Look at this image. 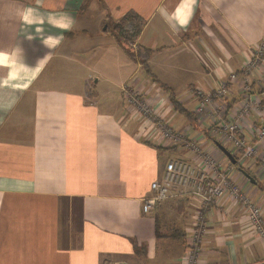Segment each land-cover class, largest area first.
Here are the masks:
<instances>
[{
    "label": "crops",
    "instance_id": "1",
    "mask_svg": "<svg viewBox=\"0 0 264 264\" xmlns=\"http://www.w3.org/2000/svg\"><path fill=\"white\" fill-rule=\"evenodd\" d=\"M263 33L264 0H0V264H186L197 202L143 205L169 160L201 161L160 141L124 86L214 159L228 163L219 146L228 150L233 180L264 217L262 147L237 164L211 134L248 97L264 103V65L247 92L241 72ZM222 81L214 121L196 115L192 88ZM257 114L244 121L248 144ZM204 219L197 264L264 259L239 203L223 197Z\"/></svg>",
    "mask_w": 264,
    "mask_h": 264
},
{
    "label": "built area",
    "instance_id": "2",
    "mask_svg": "<svg viewBox=\"0 0 264 264\" xmlns=\"http://www.w3.org/2000/svg\"><path fill=\"white\" fill-rule=\"evenodd\" d=\"M264 65V33L259 43L254 47L248 61L242 66L243 90L248 91L250 80L253 73L259 66ZM237 73H230L228 81H236ZM226 90V83L222 81L207 93H203L200 87H193L192 92L199 97L195 113L198 116L207 115L214 121L213 110ZM123 92L127 102L134 107L139 116L154 129L155 135L160 138L164 144L169 146L184 145L190 151H193L196 157L201 161V165L191 162L172 159L165 165L164 175L160 182L153 181L150 189L154 195L144 199L143 212H148L159 201L169 197L180 195H189L197 202V221L192 232V240L189 248L186 264H197L198 256L202 253V242L206 233L204 219L205 210L215 205L223 197H228L245 210L247 223L253 229L255 235L264 239V217L260 207L253 202L251 196L244 193L239 184L232 178V172L235 167L232 163H221L205 153L192 140L187 139L182 131L174 130L163 118L156 112L154 106L142 98L139 91L131 86H124ZM217 107V106H216ZM258 112V123L252 126L251 132L254 135V144H248L242 137V128L246 116L252 112ZM211 134L221 137L225 142L231 144L232 151L237 154L238 160L254 158L257 153V145L262 147V153L257 155L258 167L264 174V103L251 101L249 97L240 105L238 110L228 121L220 124L217 128L211 130Z\"/></svg>",
    "mask_w": 264,
    "mask_h": 264
},
{
    "label": "water",
    "instance_id": "3",
    "mask_svg": "<svg viewBox=\"0 0 264 264\" xmlns=\"http://www.w3.org/2000/svg\"><path fill=\"white\" fill-rule=\"evenodd\" d=\"M219 149L225 154V156L229 160V162L232 163L233 165H235L236 161H235L234 157L229 153V151L226 150L223 146H219ZM238 171H240L245 177H247L251 182L254 183V181L250 178V176L247 173H245L242 169L238 168ZM253 264H264V259L261 261H257Z\"/></svg>",
    "mask_w": 264,
    "mask_h": 264
},
{
    "label": "trees",
    "instance_id": "4",
    "mask_svg": "<svg viewBox=\"0 0 264 264\" xmlns=\"http://www.w3.org/2000/svg\"><path fill=\"white\" fill-rule=\"evenodd\" d=\"M124 25H125V21H121L120 23L113 25V29L115 30L119 39H121L122 41L128 38L127 30L123 28Z\"/></svg>",
    "mask_w": 264,
    "mask_h": 264
},
{
    "label": "rangeland",
    "instance_id": "5",
    "mask_svg": "<svg viewBox=\"0 0 264 264\" xmlns=\"http://www.w3.org/2000/svg\"><path fill=\"white\" fill-rule=\"evenodd\" d=\"M127 30V29H126Z\"/></svg>",
    "mask_w": 264,
    "mask_h": 264
}]
</instances>
